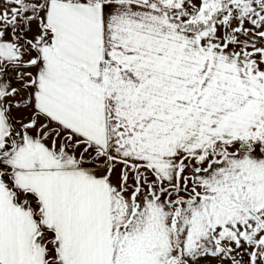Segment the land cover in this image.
Here are the masks:
<instances>
[{
    "label": "snow or ice",
    "instance_id": "1",
    "mask_svg": "<svg viewBox=\"0 0 264 264\" xmlns=\"http://www.w3.org/2000/svg\"><path fill=\"white\" fill-rule=\"evenodd\" d=\"M0 264H264V0H0Z\"/></svg>",
    "mask_w": 264,
    "mask_h": 264
}]
</instances>
